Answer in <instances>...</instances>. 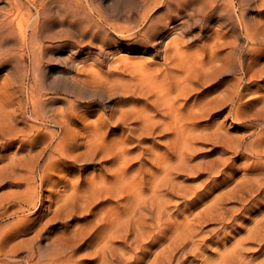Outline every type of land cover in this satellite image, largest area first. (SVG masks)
I'll list each match as a JSON object with an SVG mask.
<instances>
[{
	"label": "bare ground",
	"instance_id": "1",
	"mask_svg": "<svg viewBox=\"0 0 264 264\" xmlns=\"http://www.w3.org/2000/svg\"><path fill=\"white\" fill-rule=\"evenodd\" d=\"M255 1L264 11V0ZM8 4L0 9V49L10 48L0 50V66L20 71L17 109L29 119H16L13 93L1 92L0 149H29L22 158L1 152L0 186L11 189L0 195V264H264V12L249 18L245 0H150L116 26L84 0ZM53 7L71 20L47 35ZM73 35L77 65L104 64L113 49L141 57L116 60L108 73L81 65L69 81L79 96L52 109L57 99L35 85L36 71L51 42ZM97 95L110 114L92 122ZM112 122L124 129L119 136ZM231 125L244 133L232 136ZM203 145L218 157L196 161ZM35 146L42 148L33 155ZM98 161L105 166L86 174ZM184 177L205 180L190 186ZM215 190L210 203L199 201ZM241 214L254 216L253 225L232 238ZM208 242L218 246L214 261L204 258ZM253 247L259 256L249 259Z\"/></svg>",
	"mask_w": 264,
	"mask_h": 264
},
{
	"label": "rangeland",
	"instance_id": "2",
	"mask_svg": "<svg viewBox=\"0 0 264 264\" xmlns=\"http://www.w3.org/2000/svg\"><path fill=\"white\" fill-rule=\"evenodd\" d=\"M85 2L87 1L89 4H91V7L95 11V15L97 19L100 21H106L110 25H116V26H126V19L128 16L134 15L136 12H138L141 9L142 5H147L150 0H84ZM255 0H245V6H247V10L249 13V18H253L255 16H258L262 14L264 11L259 12L257 8H255ZM9 7L8 0H0V9H7ZM66 17L71 20L69 16H67V13L62 10L58 9L56 7L51 8L49 12L45 15L46 23H45V34H50L52 31L55 30V27ZM213 27H210L211 30L217 31L220 30L221 34H224L226 32H229L228 29L222 28L220 29L219 27H214L215 25L212 24ZM200 32L199 29L194 31V34H198ZM75 35L71 36L70 38H64L63 40H58L56 42H51L49 44V50L47 53V57L44 60L43 64L41 65L40 69H37L36 74L39 76L38 81L35 85H37L38 88L43 89L46 93L49 95L55 96L56 101L50 104L49 108L52 109H59V110H65L67 108V102L64 99H71V100H76L74 97L76 96L77 92H80L79 89L74 91L70 84L69 81L71 80V77H74L77 75L79 72L78 69L82 68L84 66H89L88 70L94 71L96 73H108L109 66H117L116 60L118 62H121L123 60H136L137 58H140V55L137 54H128L126 53L125 50H114L113 46L111 47V50L113 49L114 54L109 55V56H104L102 53V45H101V40L97 41L95 47H96V53L103 55V62L101 64L99 63H93V60L91 61H85L79 63L78 65L74 60H72V49L70 48L72 41L74 40ZM10 48L9 46L6 47ZM6 49H0L2 52H6ZM104 52V51H103ZM147 58V57H146ZM85 64V65H84ZM96 64V65H93ZM27 65L30 66V62H27ZM89 72V71H87ZM19 73L20 71L16 69V67L10 63L3 64L0 66V94L1 92H8L9 94L13 93V96L16 101V105L13 103V107H11L9 110H12L15 112L14 116L16 119H29L28 116L23 115L17 108L19 107V95L21 94L22 90L20 91L18 89V86L20 85L19 82ZM82 74V72H81ZM85 74V73H84ZM125 79H128L127 77ZM40 89H37L35 87V91L38 92ZM28 91L25 90V95H27ZM78 95V94H77ZM79 96V95H78ZM64 98V99H63ZM84 98H87V96H84ZM120 100H123L122 98L120 99H115L112 102H109L110 105L114 106L117 102ZM62 101V102H61ZM106 103V100L101 99L99 95L96 96V107L91 108V110L96 111L98 114H94V116L90 117V121L94 122L96 119H99L100 115L99 114H104L105 118L109 117V111L103 112L101 111L103 108V104ZM80 108L83 109V106ZM16 110V111H15ZM231 122H228V126H230ZM23 124H20L18 128H23ZM118 125L114 122H112V125H110V129L114 131V134L118 135L121 133L122 130H124L121 127H117ZM235 126L236 129L231 130V135L232 136H239L243 134V131H240L239 127L237 125H231ZM154 140L150 141L153 142ZM157 143L159 141H156ZM160 145V144H159ZM19 146V144H18ZM137 146H139V143L137 142L130 145V149L132 150V155L135 156L140 152V147L137 149ZM42 148V147H41ZM40 147L35 146L32 149L33 155L38 153V151L41 150ZM28 147L25 149H19L17 147V143H12L10 144L9 147H5V149H0V156L2 155L1 152H5V150H8V154H14L17 153V157H24L27 155ZM5 154V153H4ZM218 157L216 155V151H213V146L211 145H203L200 147L199 151L196 153V161H203V162H209L211 160H214ZM237 165L241 164L239 160L236 161ZM2 161L0 159V166L2 165ZM130 165L133 166V168H138L140 166V161L138 159L133 160ZM105 166V163L103 162H96L95 164L88 166L86 168V174H92L98 173L100 169H102ZM78 169H81V166H78ZM79 171V170H78ZM243 172H238L235 177V182L230 183L225 190H228L234 184L236 183L237 180H239L242 176ZM195 178V177H194ZM204 178L193 180L188 177L182 178L180 181H184V184L190 185V186H199L204 183ZM219 183V181H216ZM10 184L2 185L0 186V195L9 192L11 187L9 188ZM226 187V186H225ZM17 190L16 188H12V191ZM220 191H213L210 196L205 197L202 196L199 201H205V202H211L216 196H218ZM176 201L181 202L182 200L176 199ZM209 202V203H210ZM201 206V205H200ZM229 207L233 208H240V206H237L235 204H228ZM199 211L200 209H195ZM173 212V211H171ZM249 215L248 214H241L240 217L237 218L239 222V228L236 231H232L231 233L228 234V236L234 238V237H240L245 235V231L250 228L253 223L252 219L254 216L251 217V219H246ZM7 220V219H6ZM5 220V221H6ZM76 224V223H74ZM218 227L217 225H208L207 229L211 228H216ZM73 228V226H72ZM29 235H24L14 241L20 242V241H27L31 236ZM45 244V243H44ZM208 245H206L205 248L206 252L204 253V258H209L210 260H215L218 257V246L214 245L212 242H208ZM253 251L247 252L245 256L247 258L251 259H256L258 258L259 254L257 255L255 250L257 247H253ZM155 248L154 250H156ZM153 259V256L150 257V260Z\"/></svg>",
	"mask_w": 264,
	"mask_h": 264
}]
</instances>
